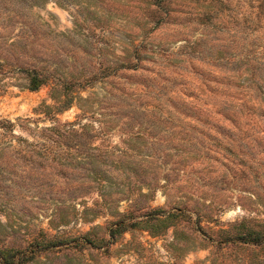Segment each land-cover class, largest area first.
<instances>
[{
  "label": "rangeland",
  "instance_id": "rangeland-1",
  "mask_svg": "<svg viewBox=\"0 0 264 264\" xmlns=\"http://www.w3.org/2000/svg\"><path fill=\"white\" fill-rule=\"evenodd\" d=\"M209 1L0 0V264H264V0Z\"/></svg>",
  "mask_w": 264,
  "mask_h": 264
},
{
  "label": "trees",
  "instance_id": "trees-1",
  "mask_svg": "<svg viewBox=\"0 0 264 264\" xmlns=\"http://www.w3.org/2000/svg\"><path fill=\"white\" fill-rule=\"evenodd\" d=\"M221 1L222 0H211L208 3L202 5L204 8H209L210 6L215 5V3L221 4L222 3ZM206 13L207 12H205V16L208 15ZM237 237L239 239L238 241L242 243L264 246V231L262 230L251 229L241 234H238ZM15 256H16V252L11 253L10 256H8L5 259V264H23L22 256L17 255L16 256L17 259H15Z\"/></svg>",
  "mask_w": 264,
  "mask_h": 264
}]
</instances>
